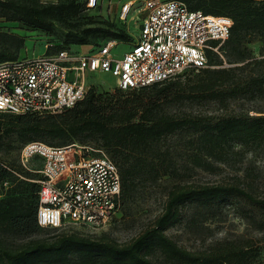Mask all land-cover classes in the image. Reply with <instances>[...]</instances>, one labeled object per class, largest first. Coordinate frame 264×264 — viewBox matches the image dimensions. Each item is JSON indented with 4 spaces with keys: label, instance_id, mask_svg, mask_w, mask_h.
<instances>
[{
    "label": "trees",
    "instance_id": "16d2710c",
    "mask_svg": "<svg viewBox=\"0 0 264 264\" xmlns=\"http://www.w3.org/2000/svg\"><path fill=\"white\" fill-rule=\"evenodd\" d=\"M179 1L189 10L230 18L232 26L224 46L239 45L246 34H264V0ZM85 4L86 0L48 4L40 0H0V17L46 33L59 24L70 31L68 44L89 45L93 39L105 38L95 45L98 47L106 41L131 40L124 30H112L110 25L81 28L70 24L72 18L87 9ZM23 42L20 36L0 32V62L17 58ZM220 64L219 53L209 52L206 68L138 90L117 89L114 94L91 90L82 101L59 113L0 112V117H7L0 119V128L16 133L21 148L29 142L54 141L58 144L50 145L54 147L74 141L98 142L117 165L123 203L135 191L137 182L175 174L170 168L172 162L166 158L168 150L161 148L162 141L175 133L190 135L189 143L194 149L188 157L194 166L204 169L214 161H230L236 154V146L264 143V115L177 117L158 111L161 104L182 99L237 96L234 68H212ZM27 174L0 161V239L29 237L41 229L36 223L39 185L35 181L39 177L34 180ZM229 198L242 199L264 212V199L254 197L237 184L177 183L168 190L162 213L128 243L93 239L74 232H60L49 239H30L15 247H7L0 241V264H248L247 249L237 244L228 242L192 251L179 246L165 233L180 221L184 205L196 203L208 207ZM156 254L158 261L152 259Z\"/></svg>",
    "mask_w": 264,
    "mask_h": 264
},
{
    "label": "built area",
    "instance_id": "2783aa9c",
    "mask_svg": "<svg viewBox=\"0 0 264 264\" xmlns=\"http://www.w3.org/2000/svg\"><path fill=\"white\" fill-rule=\"evenodd\" d=\"M96 3L86 0L85 6L94 8ZM118 18L137 30L135 37L129 34V49L121 57L111 54L117 43L111 40L89 52L59 49L0 62V112L44 115L69 109L86 97L89 74L109 73L119 90L130 91L206 68L208 53H217L232 26L228 17L189 10L179 0H128ZM20 153L21 159L40 161L35 181L40 228H97L119 211V171L101 150L29 142Z\"/></svg>",
    "mask_w": 264,
    "mask_h": 264
},
{
    "label": "rangeland",
    "instance_id": "374dc122",
    "mask_svg": "<svg viewBox=\"0 0 264 264\" xmlns=\"http://www.w3.org/2000/svg\"><path fill=\"white\" fill-rule=\"evenodd\" d=\"M62 1L64 0H56V3ZM125 1L97 0L94 8L83 9L78 16L70 20V24L81 28H104L110 25L112 30H124L127 32L126 35L135 37L137 30L129 28L130 26L120 22L118 18L119 10ZM88 23L90 24L87 26ZM0 32L14 34L24 39L22 47L18 50V57L38 56L45 51L63 48L89 52L95 50V45L105 39L96 38L91 44L82 46L68 44L70 31L59 24H55L53 30L46 33L28 28L20 22L7 21L3 17H0ZM116 42L111 54L114 57H121L129 49L130 41ZM217 53L221 64L212 68H234L232 77L237 83L234 85L239 87L237 96L182 99L161 104L158 107L160 113L177 117L206 118L236 114L264 115V34H246L239 45H221ZM87 83L91 84L89 91L94 90L96 93L114 94L118 89L115 78L109 73L89 74ZM190 138L189 134L178 132L162 141L161 148L168 150L166 158L172 162L170 168L174 169L175 174L137 182L135 191L124 200L115 217L107 225L97 228L71 225L63 230L41 228L39 232L29 237L4 236L0 241L7 247H15L30 239H49L60 232H74L93 239H107L119 244L128 243L162 213L166 194L177 183L237 184L254 197L264 199V143L236 146V154L230 161L227 163L214 161L209 168L204 169L194 166L188 157L194 149V145L189 143ZM43 143L58 145L54 144V141ZM71 144L98 149L106 154L100 149L99 143L93 140L74 141ZM19 149L21 141L17 134L0 128V161L20 172L26 171L29 177L36 180L39 177V158L21 159ZM181 215L179 222L165 230L166 235L179 246L192 251H202L231 242L247 249L248 264H264V212L258 208L242 199L229 198L208 207L196 203L186 204L182 207ZM152 259L158 261L159 257L156 254Z\"/></svg>",
    "mask_w": 264,
    "mask_h": 264
},
{
    "label": "crops",
    "instance_id": "0c3cea01",
    "mask_svg": "<svg viewBox=\"0 0 264 264\" xmlns=\"http://www.w3.org/2000/svg\"><path fill=\"white\" fill-rule=\"evenodd\" d=\"M126 1H128V0H126Z\"/></svg>",
    "mask_w": 264,
    "mask_h": 264
}]
</instances>
